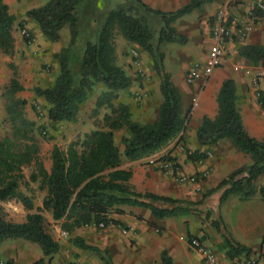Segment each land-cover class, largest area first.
Here are the masks:
<instances>
[{
	"label": "trees",
	"instance_id": "trees-1",
	"mask_svg": "<svg viewBox=\"0 0 264 264\" xmlns=\"http://www.w3.org/2000/svg\"><path fill=\"white\" fill-rule=\"evenodd\" d=\"M204 1L209 0H189L175 10L160 11L141 0H126L99 11L95 7L96 0H46L25 11L24 15L36 23L41 36L48 41H56L60 29L65 25L68 28L67 44L53 54L58 67L55 77L45 87L33 88L34 95L41 97L47 106V120L50 123L74 120L80 104L96 83H100L104 90L96 96L91 114L96 115L101 106H107L109 112L102 115V128L83 133L81 138L70 141L64 148L53 145L49 151L50 168L46 171L38 155L39 143L34 134L37 127L24 116L25 100L15 96L22 86L15 69L11 68V76L2 93L10 127L9 132L0 137V202L15 199L25 210L33 208L29 197L19 191V183L24 179L22 168L29 165L32 170L28 180L38 181V189H44L45 194L41 206L26 213L23 222L5 220L0 205V244L13 238L35 243L41 256L30 264H45L57 253L59 244L45 229L42 210H50L51 218L61 220V229L69 233L80 226L99 223L126 229L110 217V213L123 212L118 207L120 205L143 207L154 218H162L186 215L200 203L201 200L192 202L131 189L128 184L130 172L119 167L120 152L113 141L112 130L122 128L125 131L119 138L123 146L121 154L133 160L164 145L184 126L188 110L180 112L178 91L163 69L164 53L160 44H184L186 37L178 33L171 22ZM14 21L15 16L0 0V49L4 53L13 49L11 29ZM17 25L22 27L21 22ZM114 28L150 57L152 70L158 76L160 102L152 121H134L126 104L111 102L117 91L126 89L131 80L114 62ZM236 53L252 66L264 68L263 45L236 44ZM234 89L231 78L221 81L215 98L216 115L212 119L203 116L195 129L198 144L214 145L225 139L251 159L249 164L232 169L210 188L209 191L217 192V204L229 195H238L244 200L257 193L264 198V184H254L256 178L264 174V141L249 136L244 130L235 104ZM256 96L260 107L264 108V94L257 90ZM186 156L194 160L204 158L205 154L186 150ZM214 215L210 223L220 237L217 251L226 259L247 255L248 247L232 238L218 211ZM191 237L186 235L188 241ZM70 241L79 249L98 252L78 236H72ZM260 242L264 243V235ZM101 259L104 264H110L109 260ZM159 259V264H172L165 249L160 251Z\"/></svg>",
	"mask_w": 264,
	"mask_h": 264
},
{
	"label": "crops",
	"instance_id": "crops-1",
	"mask_svg": "<svg viewBox=\"0 0 264 264\" xmlns=\"http://www.w3.org/2000/svg\"><path fill=\"white\" fill-rule=\"evenodd\" d=\"M3 1L7 5L8 12L15 16V21L11 29L14 44L19 43L20 45H24V41L21 38L19 31L17 33L15 30L17 23L21 22L22 27L27 28L32 35L37 37L38 40L41 39L43 43L50 48L48 54L51 67L45 81V84L48 85L55 77L58 69L53 54L57 52L60 47L67 44L68 37L63 38L62 41H59V38L56 41H48L41 36L36 23L24 15L26 10L32 7H37L38 4L41 5L43 2L40 0ZM141 1L152 9L172 11L186 4L189 0ZM228 1L229 0L204 1L199 7L192 9L189 13L177 17L171 22V25L175 30L186 37V42L180 45L183 47L185 56L179 57L177 63L178 67L176 68V65L171 69L169 66L167 67L169 69H166L163 65L164 70L170 76L172 84L178 91L180 98V112L189 109V113L184 121V126L179 132L168 142L151 153L137 159L129 160L121 154L123 149L122 144L115 140V131L119 129L112 130L113 141L120 152L119 167L130 172L128 184L131 189L136 192L147 191L158 195L194 201L200 198L199 191L213 188L218 181L232 169L246 164L245 162L247 158L245 154L239 151L232 152L231 154L230 150L227 148V153L224 151L221 156L217 155V146L221 141L227 142L228 140H220L214 145H200L195 139V129L201 122L202 117L206 116L212 119L216 115V93L221 81L225 78H231L234 83L235 104L244 130L249 136L264 141V108L260 107L256 96L257 90H260L264 94V68L252 66L250 64L251 68L258 69L261 74L256 88L251 86V76L247 75L248 72L234 70L233 68L235 65L248 64L246 59L236 53V44L249 43L264 46V14L255 22L252 30L248 32L245 39L231 40L227 43L226 53L228 55H225L221 65L214 68L207 79H198L191 84H186L184 81V67L187 68L189 66L187 64L192 60L196 61L205 58L207 49L211 43L209 38L211 15ZM234 1H238V4H233V6L244 8L246 3L251 0H232V3H235ZM22 27L20 26V28ZM163 44L168 43H161L160 49ZM170 44L177 45L174 43ZM140 56L142 74L144 75L143 86L139 88L135 86L133 81V84L131 83L130 86L138 88L139 92L144 94V97L142 98L144 104L139 107L137 113L132 111V106H135L133 101L131 98L129 99L126 97L125 92L123 93L121 90H118L116 93V102H111L115 105L117 103L126 104L130 110V116L145 123L156 117L160 95L158 94L157 80L154 79L155 82H152L154 71L151 67L150 57L146 53H141ZM114 57L115 63L118 65L119 53L117 47L114 50ZM19 83L23 89L22 83ZM95 87H99V91L96 93L91 92L92 95H88L86 100L80 104L74 120L58 123L60 129L68 128L70 132L66 141H64L65 145L60 146V148H64L67 143L75 140L77 134L87 133L92 129H96L92 124V117H88L87 113L84 114L87 107H90L91 109L94 108L96 96L104 90V87L100 83H96ZM17 92H22V90ZM149 92L150 96L148 95ZM17 95L16 97L20 96ZM31 97H34L39 102L45 104L41 97L35 95H31L30 98ZM19 98L23 97L20 96ZM23 99L26 102L24 106H29V99ZM130 101L132 104H129ZM30 120L33 121L34 119ZM122 130L123 129L121 128L120 131ZM124 132L125 131H122V134H124ZM186 150L189 153L192 151L209 152L211 155L210 157L203 158L201 161H198V159L192 160L186 156ZM42 154L43 152L40 149L38 155ZM165 156L169 157L168 159H171L176 164L178 168L176 173L169 174L162 170L160 163L164 160L162 158ZM41 161L45 170L48 171L50 168L48 152L46 153V158L43 157ZM206 166L210 169L208 175L203 179L191 182H181L177 179L178 175L190 176L197 174ZM224 170H226V172H223ZM263 182L264 174H261L256 178L255 185L259 186ZM21 192L25 195L31 196L30 200L33 208L25 210L18 201H15L14 199L7 201V205L11 207L8 208L11 216L10 219H7L9 221L23 222L26 213L33 212L35 211V208L41 206V199L45 194L44 189H38L37 185L28 186L27 191ZM231 197L233 196L226 197L228 199L225 201L227 202L226 210L220 211L219 207V212L222 217H227L228 213L232 215L233 218L231 221L233 223H231V226H227L228 230L235 241L248 247V254L240 255L237 258L226 259L220 252L221 256L219 255V257L227 264H232L243 258L250 259L252 262L251 264H264V243L260 242L261 237L264 235V198L259 197L257 193L248 199H239V201ZM118 207L123 212L119 214H110V217L116 220L120 225L125 226L126 229L120 230L118 228L119 226L109 224L106 225L102 233H95V238L91 232L92 229H95L92 225L80 226L72 232L66 233L71 237L78 236L82 238L88 245L96 246L97 248H105L110 257V264H159V254L162 249L167 251L172 264H197L188 248L186 235L189 234L192 237H206L199 228H195L193 224H187L186 218H179L181 217L179 215L154 218L150 211L143 207L128 205H120ZM40 213L44 220L46 219L48 222H51V227L48 230V233L58 242L59 249H61V242L57 240L58 231L61 230V220H53L50 216V210H42ZM153 226L157 227L152 229ZM153 230L154 232H158V234L153 233ZM205 231L216 245L220 242L219 236H212V233H215L212 229ZM126 237L132 239L134 243L130 244ZM0 252H2V249H0ZM7 256L10 260L9 264H22L20 263V260L15 258L20 257V254L17 256ZM39 256H41V254ZM30 262L31 261H28L26 264H30ZM47 262L48 260L45 264H47ZM202 264L205 263L203 262Z\"/></svg>",
	"mask_w": 264,
	"mask_h": 264
},
{
	"label": "rangeland",
	"instance_id": "rangeland-1",
	"mask_svg": "<svg viewBox=\"0 0 264 264\" xmlns=\"http://www.w3.org/2000/svg\"><path fill=\"white\" fill-rule=\"evenodd\" d=\"M40 1L44 3L46 0H40ZM124 1H126V0H96V6L95 7L100 11V10L105 9L107 7H113L118 2H124ZM234 2H235V3H233L234 5L238 4V1H234ZM39 5L40 4H38L37 6H39ZM86 11H87V9L84 12H86ZM22 28H25V27H22ZM22 28H20V26L16 25L15 30L18 33V31L20 32V30ZM27 31L29 33L28 37L24 38L20 35L24 41V45H20L19 43H15L14 44L15 47L13 46V49L9 53H4L0 49V137L4 134L8 133L9 127H10V125L6 119V112L4 109V98H3L2 93H3L4 88L8 84V80L11 76V68L13 67L17 73L18 81L21 82L23 85L22 92H17L16 95L18 94L25 99L26 98L29 99L28 100L29 106L26 107L23 105L22 110H23L24 116L26 118L32 119V120L34 119L33 121H34L35 127H37L36 132L34 134H35V136L38 140V143H39V150L41 149V151L43 152L42 155H39V158L41 160L43 157L46 158V153L47 152L49 153V151L53 145L59 144L57 146H59V147L64 146L65 145L64 141H66L67 136L69 135L70 132H69L68 128H63V129L61 128L60 129L58 127V123H50L46 118V108H47L46 104H44L43 102H39L34 97L30 98L31 95L34 96V94H33V88L34 87H45L46 86L45 81L47 78V74L50 71L51 65H50L49 54H48V51L50 50V48L47 45H45L41 39L38 40L37 37L32 35L28 29H27ZM67 37H69V34H68V28L65 25V27L61 28V30L59 32V39L58 40L62 41L63 38H67ZM112 42H113L114 50L117 47V50L119 53L118 66H120L122 68V70L130 77V79H131L130 85L133 81L135 86L141 88L143 86V82H144L143 81L144 75L141 73L142 67H141V56H140V54L144 53V52L136 44L124 39L120 35L119 31L116 28H114L112 30ZM174 44H176V43H174ZM133 48H135L139 53L141 70L135 69L134 67H132V65L129 62L128 51L133 49ZM161 51H163L164 57H165L162 64L164 65V67L166 69H169V68H167L169 66L171 69H173L174 66L177 65L179 57L185 56V52L183 51V47L180 46L179 44H177V45H173L170 43L163 44V45H161ZM227 55L228 54L226 53V56ZM193 61H195V60H192L191 62H193ZM114 62H115V60H114ZM191 62H189V64ZM189 64H187V65H189ZM250 66H251L250 63L248 62L247 65H243V64L242 65H235V66H233V68H234V70H240L242 72L248 71L247 75L251 76L250 84L252 87L256 88L257 83H253L252 78H255L254 80L256 82H258V79H259V77H261V74H260L258 69L251 68ZM177 67H178V65L176 66V68ZM185 69H186V67H184L183 72H185ZM152 79H153L152 80L153 83L155 82L154 79H156L157 84H158V76L155 73H154V76L152 77ZM130 85L127 87L129 89L126 88L124 90H121V92H123V93L125 92L126 97H128L129 99L131 98V100L133 101V104L135 105V106H132V111L137 113L139 111V107H141L144 104L143 103L144 101L142 99L143 97L137 98L135 95V92H137L138 88L132 87ZM98 91H99V87L94 86L92 89V92L96 93ZM29 94H30V96H29ZM90 94L92 95V93H90ZM158 94H159V90H158ZM148 95L150 96V92ZM20 96H18V97H20ZM112 101L116 102V99H113ZM89 104H90V102H89ZM129 104H132L131 101ZM91 110L92 109L90 107H87L84 114L87 113L88 117H92V124L94 125L95 128H102L103 127V124L101 121L102 115L104 112L108 113L109 108L107 106H102L101 108L98 109L97 114L94 116H92ZM187 110L189 113V109H187ZM131 119L134 121H137L139 123L143 122L141 120H136L135 117L134 118L131 117ZM122 131H124V130H122ZM122 131H120V129L115 131L116 132L115 140L118 143H120L119 138L122 134ZM76 137L81 138L82 134H77L75 136V139H76ZM227 148L230 150L231 154H232V152H237V150L231 144H229L228 141L227 142L221 141V143L216 148L217 155L221 156L224 153V151H226V153H227ZM245 156L247 158L245 163L249 164L251 162V159H250L249 155L245 154ZM31 170H32V165L24 166L22 168L24 179L21 180L19 183V191L20 192L21 191H27L28 186L38 185V181H29L28 180V175H29ZM223 172H226V170H224ZM255 181H254V184H256ZM262 184H264V182ZM209 190H210V188L209 189H203L202 191H199L200 198L197 200H194V201L191 200V201L192 202H199L201 200L200 203H197L193 207L194 210L190 211V213H188L186 215H179V216H181L179 218H186L187 224H193L195 226V228H199L202 231L203 235H205L206 238H204L203 236L202 237L196 236V237L200 238L202 241H204L205 244L209 245L211 247V249L213 251H215L218 256L219 255L221 256L220 252L217 251L216 243H214L212 241V239L210 238V236H208V234H206L205 230H208V229L211 230L212 229L213 232H215V233H212L213 234L212 236L213 237H214V235L219 236L217 231L214 229V227L210 223L211 220L215 217L214 213L216 211L219 212V207H220V211L226 210L225 208H226L227 202H225V201L228 200L227 198L229 196H233L231 198H235L238 201L240 198L238 195H229V196H227V198L225 200H223L221 203L217 204V200H216V198H217L216 193L217 192L216 191L213 192V191H209ZM26 196H28L29 199L31 198L30 195H26ZM202 197H204V198H202ZM10 200H13V199H9L7 201H10ZM7 201L0 202L1 215L5 220L10 219V217H11L9 209H8L11 207H9L7 205L8 204ZM6 206H8V207H6ZM110 214H113V213H110ZM219 214H220V212H219ZM220 216H221V219L225 225V228L227 229L228 233H230L227 226H229V225L231 226L232 225L231 223H233L231 221L233 218L232 215L228 213L227 217H222V215H220ZM7 221H9V220H7ZM43 224H44L45 229L48 231L51 227V222H48L46 219L44 220V218H43ZM105 227H106V225L104 227H101V228L94 227L95 229H92V231H91L93 234V237L94 236L96 237L95 233H99V232L102 233ZM155 227H157V226H153L152 229H154ZM118 228L120 230L122 229L121 227H118ZM60 229H61V227H60ZM61 230H63V229H61ZM61 230H59V231H61ZM59 231H58L57 240H59L61 242V249H59L57 251V253H55L48 260L47 264H104L101 258L107 259L110 261L109 254L105 248H102V247L97 248L96 246H94V248L98 249V252L94 249H79L78 247L74 246L72 244V242L70 241V238H71L70 235H68L67 233L65 235H61L59 233ZM63 231L66 232V230H63ZM153 233L158 234V232H154V230H153ZM126 239L128 242H130V244L134 243V241H132V239H130L128 237H126ZM0 249H2V252H0V261L3 264H9L10 263V260H9L7 255L17 256L18 254H20L21 255L20 257H15V258L17 260H20V263L26 264L28 261H32V260L36 259L41 254L40 249H39L37 244L32 243V242H28L25 240H21V239H16V238L5 240L3 243H1ZM189 249H190V253L193 256L195 262L197 264H202L204 261L201 260L200 256L197 254V252H195L191 248H189ZM78 250H80V251H78Z\"/></svg>",
	"mask_w": 264,
	"mask_h": 264
},
{
	"label": "built area",
	"instance_id": "built-area-1",
	"mask_svg": "<svg viewBox=\"0 0 264 264\" xmlns=\"http://www.w3.org/2000/svg\"><path fill=\"white\" fill-rule=\"evenodd\" d=\"M260 13H264L263 0H251L246 3L244 8H240L239 6L237 8L233 6L232 0H229L226 4L219 7L210 18L209 38L211 43L207 49L205 58L193 61L189 64L184 74L185 83L191 84L198 79H207L212 70L220 66L223 62L226 55L227 43L231 40L245 39L248 32L252 30L255 22L260 18ZM19 33L24 38L29 35L26 28H22ZM128 58L132 67L137 70H141L139 53L135 48L128 51ZM252 79L253 83H257L254 80L255 78ZM135 95L137 98L144 97V94L139 92V90L135 92ZM204 154V158L210 157L211 155L209 152H204ZM202 159L203 158H199L198 161H201ZM160 166L164 172L169 174L176 173L178 170L176 164L171 159H164L160 163ZM209 169L210 168L206 166L197 174L190 176L178 175L177 179L181 182L197 181L205 178L209 173ZM92 226L98 228L104 227L102 223ZM60 234L65 235L66 232L61 230ZM187 245L189 248L197 252L201 260H203L206 264H227L216 254L215 251L211 249L209 245L205 244L198 237H191L189 241L187 240ZM251 263L250 259L243 258L242 260L236 261L232 264ZM0 264L3 263L0 261Z\"/></svg>",
	"mask_w": 264,
	"mask_h": 264
}]
</instances>
